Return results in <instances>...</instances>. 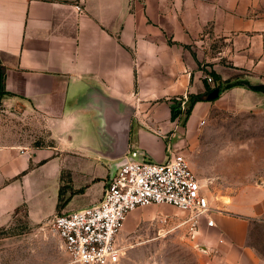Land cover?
Returning a JSON list of instances; mask_svg holds the SVG:
<instances>
[{
    "label": "crops",
    "instance_id": "0c3cea01",
    "mask_svg": "<svg viewBox=\"0 0 264 264\" xmlns=\"http://www.w3.org/2000/svg\"><path fill=\"white\" fill-rule=\"evenodd\" d=\"M1 73L9 95L0 102V229L22 208L38 225L57 209L65 171L80 190L66 212L98 205L111 180L112 162L77 154L82 123L69 107L78 89L99 85L134 104L143 158L166 161L169 144L194 141L193 124L213 104L197 103L181 130L174 102L206 94L213 74L264 83V0H0ZM232 96L264 101L243 87L221 95ZM192 170L209 197L206 172ZM218 204L216 226L199 224L211 264H264L252 237L264 224V190L223 194Z\"/></svg>",
    "mask_w": 264,
    "mask_h": 264
},
{
    "label": "rangeland",
    "instance_id": "374dc122",
    "mask_svg": "<svg viewBox=\"0 0 264 264\" xmlns=\"http://www.w3.org/2000/svg\"><path fill=\"white\" fill-rule=\"evenodd\" d=\"M82 91L78 89L74 98ZM212 103L204 119L193 124L194 141L185 144L183 151L192 169L206 172L204 187L211 208L218 211L223 194L249 187L264 190V110L262 104L251 106L244 97H221ZM80 122L83 124L84 119ZM78 132L77 154L93 156L85 147L89 130ZM64 153L67 157L69 150ZM62 180L63 186L55 192L56 197L60 189L63 192L61 205L77 192L69 171ZM65 212L57 208L47 221L37 225L28 219L24 208L19 209L11 223L0 229V264H71L50 223ZM203 222L208 224V218L201 217L196 224L172 206L135 210L121 234V264H211L203 249L207 240L199 234ZM252 237L264 258V224L254 228Z\"/></svg>",
    "mask_w": 264,
    "mask_h": 264
},
{
    "label": "built area",
    "instance_id": "2783aa9c",
    "mask_svg": "<svg viewBox=\"0 0 264 264\" xmlns=\"http://www.w3.org/2000/svg\"><path fill=\"white\" fill-rule=\"evenodd\" d=\"M82 14L84 9L77 7ZM208 84L212 77L205 75ZM184 118L189 109V96L178 99ZM139 134L131 132L124 159L105 189L102 201L95 206L72 210L57 215L50 222L60 237L71 264H121L123 247L121 234L129 215L137 209L150 206H172L187 215L196 224L207 217L208 226L216 223L210 218L209 197L192 170L183 149L169 144L167 160L160 162L143 158Z\"/></svg>",
    "mask_w": 264,
    "mask_h": 264
},
{
    "label": "water",
    "instance_id": "95a60500",
    "mask_svg": "<svg viewBox=\"0 0 264 264\" xmlns=\"http://www.w3.org/2000/svg\"><path fill=\"white\" fill-rule=\"evenodd\" d=\"M248 82L243 88L260 94L264 99V83ZM83 90L73 98L69 108L77 118L84 119L82 129L89 130L88 138L84 139L87 140L86 149L112 162L109 170L110 179H113L127 163L123 157L129 145L135 105L108 94L99 85H89ZM219 97L220 89L216 88L208 95V100L215 101ZM261 104L264 110V101Z\"/></svg>",
    "mask_w": 264,
    "mask_h": 264
},
{
    "label": "trees",
    "instance_id": "16d2710c",
    "mask_svg": "<svg viewBox=\"0 0 264 264\" xmlns=\"http://www.w3.org/2000/svg\"><path fill=\"white\" fill-rule=\"evenodd\" d=\"M213 77L216 80V85H215L214 88H211V87L208 86L206 94H204V95H190L189 96V109H188V112H187L186 116L184 118H181L179 120V122H178L179 125H181L183 127V129L186 127V123L189 120L195 105L197 103H199V102L209 101L208 100V95L214 89H216V88L220 89V97H221V95L223 93H225L226 91L231 90V89L236 88V87H244L246 84L249 83L248 81H243V80L222 82L220 80V78H218V76H216V74H213ZM7 95H9V93L3 87V80H2V73H1V75H0V102H1V99L3 97L7 96ZM180 113H181L180 104L176 101L171 106V119H172V121H176L179 118ZM76 193L77 194L80 193V190H78ZM62 197H63V192L60 189L59 204H58L57 208H62V207L66 206V203H64L62 205L60 204V201H61Z\"/></svg>",
    "mask_w": 264,
    "mask_h": 264
}]
</instances>
